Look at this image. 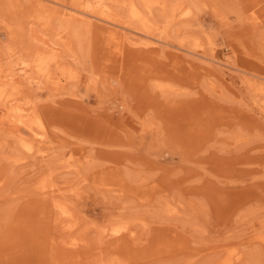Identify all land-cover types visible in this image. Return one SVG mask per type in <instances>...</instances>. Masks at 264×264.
<instances>
[{
  "label": "rangeland",
  "instance_id": "1",
  "mask_svg": "<svg viewBox=\"0 0 264 264\" xmlns=\"http://www.w3.org/2000/svg\"><path fill=\"white\" fill-rule=\"evenodd\" d=\"M0 35L1 75L58 57L17 101L51 143L0 123V264H264V0H0Z\"/></svg>",
  "mask_w": 264,
  "mask_h": 264
},
{
  "label": "bare ground",
  "instance_id": "2",
  "mask_svg": "<svg viewBox=\"0 0 264 264\" xmlns=\"http://www.w3.org/2000/svg\"><path fill=\"white\" fill-rule=\"evenodd\" d=\"M87 13V12H86ZM84 13L85 15H87V21L88 23H92L91 20L93 19V17L89 14H86ZM189 12L186 10V11H180L177 13L178 17L180 16H185L187 15ZM135 16L136 18H140L143 19L145 18V16H143V13L136 10V13H135ZM252 16V15H251ZM256 16V15H255ZM253 17V16H252ZM248 19V18H247ZM250 20V19H249ZM147 22V21H146ZM145 22V23H146ZM252 22V21H251ZM144 23V24H145ZM254 24L256 22H253ZM34 32V31H33ZM13 32L10 31V34H12ZM6 34V33H5ZM4 34V35H5ZM3 35V36H4ZM9 35V33H8ZM124 35V33H123ZM48 36V35H47ZM0 38H1V35H0ZM145 39V44L149 45V46H156L160 43L161 39L155 37V36H152L151 34L149 33H145V36L143 37ZM2 40V39H1ZM37 40V39H36ZM48 42V41H47ZM45 44H46V41H45ZM46 46V45H45ZM71 46V45H70ZM45 48V47H44ZM47 48V47H46ZM49 48V47H48ZM50 52L48 53H45V52H41L42 53V56H40L36 51V56H38L35 60L36 62V68L34 69V71L31 72V69L32 67L30 68L29 67V64H27L24 60V63H20V67H15V65H11L9 68H7L6 70H4V73L1 75L0 73V98L1 100H3V98H6L5 101L9 104L8 107H5L4 106V109H1L2 112L4 113V115H2V113L0 114V123L3 124L4 126L7 125V127L9 128L10 132L12 134H16L14 136H17L19 138L18 141L20 140V138L22 139L23 137H26L23 132V128H25L24 126H28V128H25V132L30 129V132L32 131V128L33 126L37 125L36 122H35V118H31V116L33 117V114H37L36 112V109H35V105L34 104H28L30 103L31 101L28 100L29 102L26 103V102H21V104L17 101H19L18 99L21 98L22 94H25L24 97L25 98H29L30 97V88L31 86L34 84V83H37L39 82L40 79H42V77H45V68H46V64L48 63L47 60H53V59H57L58 60V57L56 54H52V50L48 49ZM36 50V49H35ZM38 50V49H37ZM44 51V50H43ZM46 51V49H45ZM40 53V52H39ZM45 53V54H44ZM22 56V55H21ZM27 60V59H26ZM211 60L215 61L216 60V57L213 56V58H211ZM56 62V60H55ZM54 62V63H55ZM58 62H56L57 64ZM23 64V65H22ZM59 64V63H58ZM18 66V65H17ZM32 66H34V64H32ZM49 70V69H48ZM16 100V101H15ZM23 100V99H22ZM13 101H15L14 103H12ZM3 103V102H2ZM3 105V104H2ZM16 109V110H15ZM0 110V111H1ZM14 110V115H15V118H13V112H12V118L14 119V121H9V119L7 120V118L10 116L9 114L11 113V111ZM39 117V115H38ZM11 118V116H10ZM29 118V119H28ZM32 120V123H29L31 122L30 120ZM26 119H27V123H26ZM22 120H25V123L23 122L22 124ZM35 122V124H34ZM30 124H33L30 125ZM42 125V123H41ZM30 127V128H29ZM38 127L41 128L38 124ZM45 127H42V129H44ZM7 129V128H6ZM27 129V130H26ZM29 131V130H28ZM22 135H17L19 133H22ZM5 133V132H4ZM32 133V132H31ZM33 135V134H32ZM41 137L38 139H36L37 142L40 141V143L38 144H42V142H45L46 140H43L42 138H50L49 135H40ZM30 137V136H29ZM33 137V136H32ZM29 138L30 141L33 140V138ZM34 139V140H35ZM40 139V140H39ZM41 139L43 141H41ZM23 142H22V146H24L28 151L29 153H33L34 152V140L32 142H30L28 139L26 138H23L22 139ZM28 140V141H27ZM36 143V142H35ZM47 144L51 143L50 141H46ZM37 144V143H36ZM44 145H46L45 143H43ZM42 144V146H43ZM34 145V146H33ZM47 146V145H46ZM40 148V147H39ZM41 149V148H40ZM27 152V151H26ZM37 152V151H36ZM39 152V151H38ZM41 152V151H40ZM44 152V151H42ZM23 160V158H21ZM41 192H43V194H47V195H51V196H57L59 195L57 192L59 191L58 188L54 187V184L53 183H41ZM54 203V206L56 207L57 209V212H58V215L60 218H65L66 216H68V214H70V211L69 209L66 207V205L59 201V200H54L53 201ZM114 227V226H113ZM110 231V230H108ZM114 231V232H112ZM111 236L113 235H117V234H120L121 232H123V226H120L118 228H113L111 230ZM68 242V241H67ZM66 242V243H67ZM71 243V242H70ZM76 242H72V245L76 246L75 244ZM72 247V246H71Z\"/></svg>",
  "mask_w": 264,
  "mask_h": 264
}]
</instances>
